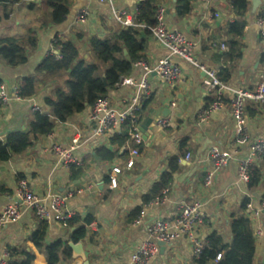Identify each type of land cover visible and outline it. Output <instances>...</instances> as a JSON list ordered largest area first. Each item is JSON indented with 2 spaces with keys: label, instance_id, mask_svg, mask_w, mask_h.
<instances>
[{
  "label": "crops",
  "instance_id": "obj_1",
  "mask_svg": "<svg viewBox=\"0 0 264 264\" xmlns=\"http://www.w3.org/2000/svg\"><path fill=\"white\" fill-rule=\"evenodd\" d=\"M176 1L156 0V4L164 8L167 29L182 34L191 45L193 58L212 70L226 87L220 93L222 106L205 114L217 94L203 93L204 74L177 58L171 62L181 73L173 84L154 73L144 77L143 69L133 64L130 73L121 77L104 97L111 108L122 110L136 92L134 87L122 85V81L130 79L137 85L144 79L147 85L149 100L137 116L139 130L144 126L147 135L142 136L139 156L131 170L124 169L131 147L127 144L129 126L92 136L91 107L86 106L63 123L54 122L48 135L34 139L30 134L35 114L55 121L45 102L54 100L58 90L66 91L68 81L67 73H39L38 67L49 56L59 59L65 43L76 47L78 62L96 64L90 41L111 38L125 29L113 20L109 5L96 0H64L67 15L61 24L51 22L46 0H10L0 5V40L17 41L19 55L25 57V62L17 66L0 57V85L10 99L0 109V144H6L7 137L15 134L27 135L31 142L24 152L0 162V209L18 204L23 212L16 223L0 227V264L23 263L27 254L33 257L32 264H45L43 247L58 241L62 246L74 243L71 234L81 227L85 238L79 242L87 254V264H128L133 251L147 239L150 224L173 218L177 205L183 203L201 205L204 220L195 227L193 237L206 243L205 247L212 234L218 235L223 245H229L231 222L239 218L248 220L255 239L252 264H264V213L258 217L253 214L264 198V156L249 167V177L258 178L256 185L249 187L238 179L239 164L248 157L251 145L264 141V104H245L242 133L237 131L228 105L234 92H251L258 85L263 70L264 26L257 21L264 17V0H258L255 11L251 0H246L247 10L242 16L235 14L231 0H192L190 12L183 18L176 15ZM137 7L135 0H112L114 10L129 15L137 14ZM82 11L88 15L81 22L77 17ZM234 21L243 24L239 38L229 31ZM138 31L137 39L144 48L141 62L151 68L167 53L150 34ZM126 54L123 50V55ZM27 79L34 82L33 95L20 98L19 91ZM148 119L152 122L147 123ZM159 119L167 120L169 126L160 129L156 125ZM123 136L126 139L118 143L117 139ZM73 139L80 141L73 152L79 165L63 167L51 147H69ZM212 148L231 155L232 161L205 187V176L212 168L209 160ZM186 155H190L188 160ZM172 165L176 170L171 173ZM114 166L121 168V174L117 176V187L110 189L108 176ZM167 173H171L168 186L158 196L152 195V188ZM18 179L25 180L38 196L67 195L65 209L72 213L70 220L76 218V225L70 227V220L66 228L51 220L40 222L25 211L16 196ZM162 196L168 202L145 209L142 224L134 225L147 203ZM41 223L45 225L44 239L41 250H37L31 246L30 238ZM64 254L60 253L58 264H86L72 254L69 257ZM196 262L192 243L179 238L166 243L163 253L158 252L150 264Z\"/></svg>",
  "mask_w": 264,
  "mask_h": 264
},
{
  "label": "built area",
  "instance_id": "obj_2",
  "mask_svg": "<svg viewBox=\"0 0 264 264\" xmlns=\"http://www.w3.org/2000/svg\"><path fill=\"white\" fill-rule=\"evenodd\" d=\"M99 4H107L111 8V16L113 20L123 28H137L139 30H147L155 42L166 51L167 57L159 60L153 67L149 68L141 61L136 62L134 67H140L144 71V77L149 73H154L160 77L164 82L173 84L180 78V69L171 62L172 58H177L196 71L204 74L205 80L202 84L203 93L217 94L215 101L206 109L205 114L216 111L222 106L220 101V93L226 90V87L219 82L216 74L208 69L206 66L198 63L192 56L191 45L186 41L182 34L176 31L167 29L165 22V11L163 7H158L155 14V25L147 27L143 24L135 22L136 13L129 15L124 11H116L112 8V0H96ZM140 2V0H135ZM205 1V0H198ZM88 13L82 11L77 19L83 21ZM258 24L264 26V17L258 19ZM122 85L132 86L135 88V95L126 106L125 109L116 110L109 106L106 98L99 99L91 107L89 114V123L93 126L92 136H101L108 134L111 130L119 129L128 124V140L130 149L128 151L127 159L124 163L125 170H131L134 167L135 159L139 156V147L143 143L142 135L140 133L137 116L143 104L149 100L147 92V85L142 79L140 83L135 85L130 79L122 81ZM10 101L6 94L5 88L0 85V109ZM247 102L264 104V59L263 70L259 77V82L253 91H237L229 101V108L232 119L237 127V131L242 133V123L245 111V104ZM173 106V105H172ZM34 111H38L34 108ZM156 125L160 129H166L169 122L165 119H159ZM80 145L78 139H73L69 147L61 145H54L51 147L52 153L57 157L58 163L63 167H70L78 164L73 156V152ZM264 156V141L259 140L254 142L250 149L248 157L241 161L238 168V179L240 182L247 185L249 183V167L254 160ZM190 155H186V160ZM209 160L212 168L204 179V186L208 187L213 177L221 171L224 167L232 161L231 155L219 151L217 148H212L209 152ZM121 174V168L114 166L110 170L108 176V185L110 189H115L118 184L117 176ZM165 193V192H164ZM163 193V194H164ZM16 196L19 203L24 207V210L30 211L34 217L40 221H53L60 224L62 227H67L68 221L72 217V213L66 211L65 203L67 195L48 194L45 196H38L34 194L28 183L23 179L17 181ZM168 202L165 196L155 198L147 203L142 209L133 224L141 225L145 218V209L158 207L161 204ZM176 215L169 220H157L150 224L147 229V239L137 247L130 256L128 264H150L159 252L158 243H171L179 238L188 239L193 245V256L196 260L199 259L205 244L193 237L194 229L197 225H201L204 220V215L199 204H179L177 205ZM22 210L18 204H12L0 209V227L16 223L21 215ZM264 213V198L258 204V207L253 211L254 217H258ZM261 232L258 230L257 235ZM221 254L215 256V262L220 261Z\"/></svg>",
  "mask_w": 264,
  "mask_h": 264
},
{
  "label": "trees",
  "instance_id": "obj_3",
  "mask_svg": "<svg viewBox=\"0 0 264 264\" xmlns=\"http://www.w3.org/2000/svg\"><path fill=\"white\" fill-rule=\"evenodd\" d=\"M10 0H0L1 4H6ZM192 0H177L175 12L178 18L186 17L190 12ZM232 8L235 14L242 16L247 10L246 0H231ZM46 5L51 10V22L61 24L65 21L67 8L64 0H46ZM156 0H140L138 2L135 22L147 27L155 25V14L157 10ZM139 29L125 28L114 34L111 38L105 40L92 39L90 49L93 52L96 64L87 65L84 62H78V53L72 43H65L60 48V58L49 56L39 67L38 72L67 73L66 91L58 90L54 100H47L45 105L49 108L51 116L55 121H50L48 117L35 114L30 128V134L36 139L39 136L48 135L54 122L63 123L75 114L81 113L86 106L92 107L95 102L106 96L109 89L119 83L123 76H127L133 64L141 61V55L144 50L143 43L137 39ZM243 30V24L233 22L230 24L231 36L240 37ZM144 35L149 34L147 30H141ZM31 45V43H29ZM233 42L230 43V47ZM126 51V56L123 55ZM20 47L17 41L0 40V57L9 65L17 66L25 62V57L19 55ZM102 77L105 81L103 85ZM33 80H24L23 86L19 91L20 98H28L33 95ZM145 108V105L142 107ZM143 110V109H141ZM140 110V111H141ZM140 113V112H139ZM138 113V114H139ZM128 124L126 123V126ZM126 137V136H125ZM117 139L122 143L124 139ZM31 142L27 135L15 134L6 139V144H0V162H6L12 155L24 152ZM173 162V163H172ZM171 161V164H174ZM175 166H171V173ZM171 173L164 174L160 182L155 185L151 193L158 196L162 189L166 188L170 182ZM258 178L251 176L248 186L256 185ZM245 202H243L244 206ZM87 222V221H86ZM70 227L76 225V218L69 221ZM45 225L41 223L38 230L30 238V244L33 248L41 250L44 239ZM231 242L229 245H223L220 237L212 234L208 237V246L205 247L197 260V264H252L255 253V239L248 220L244 218L234 219L230 225ZM85 238V230L77 228L71 234V240L74 243L82 241ZM64 251V255L70 256V249L62 246L60 241L43 247V253L46 257L45 264H58L59 255ZM221 254V259L215 262V256ZM33 257L27 254L26 260L20 264H32ZM14 264V263H9Z\"/></svg>",
  "mask_w": 264,
  "mask_h": 264
},
{
  "label": "water",
  "instance_id": "obj_4",
  "mask_svg": "<svg viewBox=\"0 0 264 264\" xmlns=\"http://www.w3.org/2000/svg\"><path fill=\"white\" fill-rule=\"evenodd\" d=\"M251 3H252V9H253V11H255L257 6L259 5V1L258 0H251ZM140 35L143 36V33H140ZM102 81H103V85L105 86L104 78H102ZM151 122H152L151 119L147 120V123H151ZM140 133L142 134V136H144V138L146 137L147 133H146V129L144 126L141 127ZM158 246H159V253L162 254L163 250H165V244L158 243ZM67 247L70 249L72 257L74 259H81V261H83V263L87 264V261H86L87 254H86V252H84L83 245L81 242H79V243H68Z\"/></svg>",
  "mask_w": 264,
  "mask_h": 264
}]
</instances>
